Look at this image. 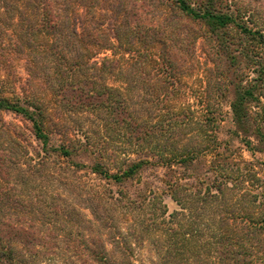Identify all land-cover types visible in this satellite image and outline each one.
Returning a JSON list of instances; mask_svg holds the SVG:
<instances>
[{"label":"trees","instance_id":"trees-1","mask_svg":"<svg viewBox=\"0 0 264 264\" xmlns=\"http://www.w3.org/2000/svg\"><path fill=\"white\" fill-rule=\"evenodd\" d=\"M5 113L0 264H264V0H0Z\"/></svg>","mask_w":264,"mask_h":264},{"label":"rangeland","instance_id":"rangeland-1","mask_svg":"<svg viewBox=\"0 0 264 264\" xmlns=\"http://www.w3.org/2000/svg\"><path fill=\"white\" fill-rule=\"evenodd\" d=\"M3 75V79H4V87L3 90L6 94H10L11 91H16L19 92V83L16 80L18 76L24 77L25 76V72L23 69V65L22 62H18V61H13V66H6L5 71L3 70L1 72ZM0 116H2V118L4 120H12V115L9 113H5V114H0ZM242 156L246 159H250V154L249 152H247L246 150H243L241 152ZM254 159L256 161H264V154H259V153H254L253 155ZM263 166V165H260ZM264 168V167H262ZM262 174L264 176V170L262 171ZM165 203L168 207L169 210H171L172 208L175 207V204L173 201H171L168 197L165 198Z\"/></svg>","mask_w":264,"mask_h":264}]
</instances>
